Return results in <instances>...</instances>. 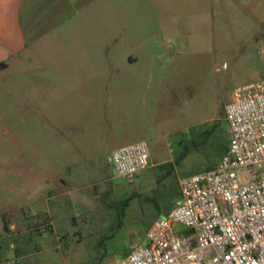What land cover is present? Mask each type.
<instances>
[{
  "label": "rangeland",
  "instance_id": "obj_1",
  "mask_svg": "<svg viewBox=\"0 0 264 264\" xmlns=\"http://www.w3.org/2000/svg\"><path fill=\"white\" fill-rule=\"evenodd\" d=\"M88 2L0 68V264L119 263L218 165L225 105L264 79V0ZM142 141L126 183L109 157Z\"/></svg>",
  "mask_w": 264,
  "mask_h": 264
},
{
  "label": "built area",
  "instance_id": "obj_2",
  "mask_svg": "<svg viewBox=\"0 0 264 264\" xmlns=\"http://www.w3.org/2000/svg\"><path fill=\"white\" fill-rule=\"evenodd\" d=\"M224 116L230 141L217 167L180 179L173 208L117 264H264V79L236 88ZM109 162L131 184L150 166L149 146L118 148Z\"/></svg>",
  "mask_w": 264,
  "mask_h": 264
},
{
  "label": "crops",
  "instance_id": "obj_3",
  "mask_svg": "<svg viewBox=\"0 0 264 264\" xmlns=\"http://www.w3.org/2000/svg\"><path fill=\"white\" fill-rule=\"evenodd\" d=\"M88 4V0H0V68H9L54 36L59 25L82 15Z\"/></svg>",
  "mask_w": 264,
  "mask_h": 264
},
{
  "label": "trees",
  "instance_id": "obj_4",
  "mask_svg": "<svg viewBox=\"0 0 264 264\" xmlns=\"http://www.w3.org/2000/svg\"><path fill=\"white\" fill-rule=\"evenodd\" d=\"M229 141H230V136L227 135L226 130L222 131V135L220 137H218L217 143L215 144L216 146H214L216 151L218 152L220 159L227 152L228 147H229ZM179 161L177 162V164L179 163ZM216 167H217L216 164H212L206 171L212 170ZM160 168L167 171V176H170L174 170V168L171 164L160 165ZM173 194L178 198L179 188L175 189ZM175 201L174 202L169 201V204L165 207L164 215L168 214L170 212V210L173 208ZM6 229L8 230V227H6Z\"/></svg>",
  "mask_w": 264,
  "mask_h": 264
}]
</instances>
